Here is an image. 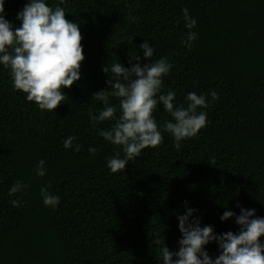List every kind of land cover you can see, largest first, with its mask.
Instances as JSON below:
<instances>
[{"label":"trees","instance_id":"trees-1","mask_svg":"<svg viewBox=\"0 0 264 264\" xmlns=\"http://www.w3.org/2000/svg\"><path fill=\"white\" fill-rule=\"evenodd\" d=\"M27 2L5 0L14 27ZM48 3L64 7L65 18L79 24L85 60L80 81L64 89L66 102L53 112L14 90L10 71L0 66V264H161L162 246L178 250L184 201L198 209L201 227L218 235L239 231L234 218L220 220L225 210L239 215L238 204L264 217V0ZM185 8L197 21L190 50L181 43L188 32ZM144 41L155 49L153 61L173 64L164 91L176 92L175 103L186 107L190 92L206 96L208 123L179 151L164 133L161 146L143 150L113 174L107 160L118 146L98 131L115 121L93 120L104 108L95 95L110 90L105 65L120 61L129 68L137 55L141 67L151 63L139 49ZM109 101L118 107L116 98ZM154 116L160 126L171 120L162 105ZM71 136L79 152L64 148ZM41 159L43 178L34 171ZM17 181L28 188L10 196ZM48 185L60 197L55 210L40 195ZM206 251L220 254L215 243Z\"/></svg>","mask_w":264,"mask_h":264},{"label":"clouds","instance_id":"clouds-1","mask_svg":"<svg viewBox=\"0 0 264 264\" xmlns=\"http://www.w3.org/2000/svg\"><path fill=\"white\" fill-rule=\"evenodd\" d=\"M63 4L64 0H60ZM5 0H0V66L11 73L13 89L25 94L29 102H34L41 111L53 112L68 97L64 89L71 88L81 79V64L85 60L82 36L79 24L65 18L62 6H51L48 0H28L22 11L17 13L20 27H14L5 16ZM185 28L188 32L182 38V45L191 49L197 34L192 31L197 21L183 9ZM130 19H133L130 17ZM144 60L150 64L141 67V56L126 68L120 61L103 67L109 75L108 91L95 95L104 104L103 110L93 120L97 123L115 121L109 129H100L98 135L106 142L118 146L113 157L108 158L107 168L111 173L125 171L130 161L139 157L145 149H156L164 142V133L173 139V147L179 151L182 142L196 137L208 123L207 113L202 109L209 106L205 95L190 92L185 97L186 107L175 103L176 92L164 91V78L171 72L173 64L167 58L153 61L154 47L147 41L139 45ZM118 100V107L111 105L109 97ZM212 99H218L215 92L209 93ZM158 105L170 114L171 120L158 125L154 113ZM119 111V115L116 113ZM95 127V124H94ZM75 136L64 140V148L80 151L73 146ZM95 155L96 149L89 148ZM121 151L123 157H121ZM46 161L41 159L34 169L38 177H45ZM50 185L40 189L43 204L55 210L60 197L48 191ZM28 188L17 181L9 190L14 195ZM13 207H19L20 201L13 199ZM186 212L178 215V230L181 239L178 250L170 251L164 245L160 248L161 264H264V217H258L255 209H245L237 205L240 214L225 210L221 222L235 219L239 227L237 233L228 231L216 234L212 226L201 227V221L195 214L198 209L188 206ZM227 208V207H226ZM157 243H160L157 241ZM218 245L220 254L210 257L206 251L209 244Z\"/></svg>","mask_w":264,"mask_h":264}]
</instances>
